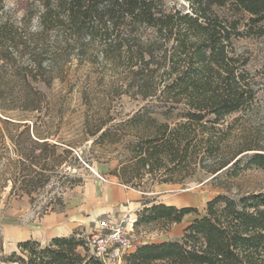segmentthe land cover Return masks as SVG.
Instances as JSON below:
<instances>
[{"label":"trees","instance_id":"16d2710c","mask_svg":"<svg viewBox=\"0 0 264 264\" xmlns=\"http://www.w3.org/2000/svg\"><path fill=\"white\" fill-rule=\"evenodd\" d=\"M175 1L19 0L21 19L0 17V99L19 89L22 110L40 111L44 95L36 84L49 87L74 58L101 61L121 70L124 94L143 103L121 126L129 129L123 145L134 175L127 178L128 167L123 168L125 175H117L122 185L145 190L147 174L154 185H183L199 173L226 172L236 178L246 169L264 170V145L247 118L257 110L258 82L236 45L241 39L264 38V0ZM10 72L22 80H6ZM5 107L0 110L7 114ZM235 114L244 116L228 123ZM5 117L0 118L3 125L24 129L17 140L12 138L24 167L14 188L17 182L30 187V176L46 185L50 163L53 169L59 162L45 150L56 151L58 145L51 146L36 126L32 132L28 124ZM240 122L243 129L234 134ZM106 127L100 124L90 136L101 133L99 140H104ZM5 139L0 130V142ZM192 214L196 218L180 240L136 247L124 264H264L262 193L219 195L203 215L195 208L146 203L135 226L179 225ZM89 243L77 232L46 244L31 239L20 242L19 252L4 261L105 264L91 254Z\"/></svg>","mask_w":264,"mask_h":264},{"label":"rangeland","instance_id":"374dc122","mask_svg":"<svg viewBox=\"0 0 264 264\" xmlns=\"http://www.w3.org/2000/svg\"><path fill=\"white\" fill-rule=\"evenodd\" d=\"M175 2L168 0L170 5ZM18 5L19 0H4L0 17L21 19L24 11ZM236 45L238 51L249 58L248 70L258 82L257 110L247 118L251 128L258 133L257 142L264 145V38L241 39ZM61 69L62 73L49 87L34 86L44 95L40 111L22 110L18 103L19 89L0 99V107L4 104L9 110L7 114L0 110V118L8 119L5 117L8 116L14 123L28 124L32 132L36 126L39 133L49 137L47 141L51 146L58 145L56 151L51 147L45 151L59 162L53 169L50 163L51 171L46 173L50 179L46 185L42 186L30 176L29 180L34 181L30 187L17 182L14 188V182L20 179L18 172L24 167L18 161L12 138L17 140L24 129L17 131L0 122V130L6 136L5 141L0 142V264H9L4 259L19 252L18 240L11 233L13 229L27 231L34 240L48 243L50 236L44 225L52 215L79 225L75 232L81 238L91 240L98 232L99 222L125 215L138 219L146 203L195 208L203 215L208 202L219 195L237 198L264 194V170L255 167L240 172L236 178L227 176L226 172L218 176L199 173L183 185H154L147 174L144 180L149 185L145 190L122 185L117 175L124 174L123 168L128 167L127 178L134 175L130 156L123 145L129 129L121 126L133 118L143 103L131 94H124L126 87L121 80V70H113L101 61L88 63L74 58ZM22 78L11 72L5 77L11 81ZM13 98L16 102L10 103ZM241 116L244 115H232L227 121L232 123ZM104 122L107 123L105 130L109 131L107 137L99 140L101 133L90 136V132H95ZM242 126L241 122L236 123L234 134L242 130ZM112 141L117 143L114 145ZM195 218V214L187 216L179 225L134 226L135 248L129 252H113L107 264H124L126 256L141 245L180 240L186 226Z\"/></svg>","mask_w":264,"mask_h":264},{"label":"built area","instance_id":"2783aa9c","mask_svg":"<svg viewBox=\"0 0 264 264\" xmlns=\"http://www.w3.org/2000/svg\"><path fill=\"white\" fill-rule=\"evenodd\" d=\"M136 217L125 215L118 219L107 218L98 223V232L89 243L91 254L107 264L113 252H129L133 248V228Z\"/></svg>","mask_w":264,"mask_h":264},{"label":"crops","instance_id":"0c3cea01","mask_svg":"<svg viewBox=\"0 0 264 264\" xmlns=\"http://www.w3.org/2000/svg\"><path fill=\"white\" fill-rule=\"evenodd\" d=\"M48 219L49 220L47 221V224L44 225V227L47 228L48 234L50 236L49 237L50 240L57 237H68L74 234L75 231L80 227L79 225H74L69 222H65L61 217H55V215L48 217ZM50 225H54V226L49 227ZM11 233L13 237L18 240V243L31 239L34 240V238H32L27 231L23 233L19 229H15V230L13 229Z\"/></svg>","mask_w":264,"mask_h":264},{"label":"clouds","instance_id":"9594fccd","mask_svg":"<svg viewBox=\"0 0 264 264\" xmlns=\"http://www.w3.org/2000/svg\"><path fill=\"white\" fill-rule=\"evenodd\" d=\"M10 7V6H9Z\"/></svg>","mask_w":264,"mask_h":264}]
</instances>
